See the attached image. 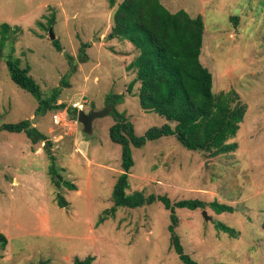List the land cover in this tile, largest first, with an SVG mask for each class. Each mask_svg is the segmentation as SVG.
I'll list each match as a JSON object with an SVG mask.
<instances>
[{
  "label": "rangeland",
  "instance_id": "374dc122",
  "mask_svg": "<svg viewBox=\"0 0 264 264\" xmlns=\"http://www.w3.org/2000/svg\"><path fill=\"white\" fill-rule=\"evenodd\" d=\"M120 1L110 7L108 0H0V25L21 28L14 41L6 40L4 53L29 65L41 98L60 88L57 104L68 108L66 120L54 123V109H40L39 100L11 80L3 56L0 124L34 119L31 125L46 139L0 130V232L8 239L0 264H73L76 256H91V264H185L170 245V211L160 201L120 206L100 220L113 204L122 151L109 138L113 111L95 117L88 134L78 109L114 106L137 135L169 122L141 108L138 82L128 88L135 76L128 64L138 49L127 39L107 38ZM160 1L170 11L202 16L200 61L212 74V92L234 90L246 112L229 139L237 142L234 151L208 156L183 147L175 135L130 145L127 192L232 205L222 213L208 205L175 208L184 252L200 264H264V0ZM50 26L61 50L48 36ZM118 94L121 100L112 99ZM204 209L211 219H204ZM218 221L236 234L219 230Z\"/></svg>",
  "mask_w": 264,
  "mask_h": 264
},
{
  "label": "trees",
  "instance_id": "16d2710c",
  "mask_svg": "<svg viewBox=\"0 0 264 264\" xmlns=\"http://www.w3.org/2000/svg\"><path fill=\"white\" fill-rule=\"evenodd\" d=\"M108 2L110 7H114L115 0ZM111 21L107 38L127 39L138 49V54L128 64V67L135 71L128 88L132 89L138 82L137 96L141 108L157 113L169 122L158 128H150L143 135H137L125 114L117 111L112 105L115 122L109 127V138L121 146L123 171L112 188L113 204L103 210L100 220L113 216L117 207L137 208L158 200L170 211L171 223L168 230L171 247L185 264H200L183 250L180 237L175 231L178 222L175 208L203 209L208 205L214 212L222 213L233 211V206L217 200L208 203L198 198L172 201L166 194L127 192L128 172L133 165L130 145L140 147L147 140L175 135L183 147L205 152L208 156L234 151L237 142L229 139L235 136L244 118L246 105L234 90L221 91L217 95L212 92V74L200 61L204 35V21L200 14L191 16L184 9L170 11L160 0H121L112 13ZM48 23L51 24L52 21L49 20ZM20 31L19 26H11L7 22L0 25V61L3 56H7L5 61L11 80L35 96L39 100L40 109L65 107V103L57 104L60 88L53 90L49 98H41L39 87L29 74V65L22 66L11 52L4 53L6 40L11 38L14 41ZM52 43L58 50L62 49L56 39L52 40ZM62 83L67 84L65 81ZM122 95H115L112 99L119 101ZM73 109L76 108L71 107L69 111ZM0 130L23 131L35 142L36 139H46L28 119L0 124ZM48 143L50 144L49 141ZM50 157L53 158L52 155ZM52 180L57 184L60 181L54 177ZM58 198L60 205L65 204L60 195ZM215 226L230 235L236 234L233 227L221 221L216 222ZM261 228L264 231V216ZM7 242V237L0 232V246L4 248ZM91 261V256H76L73 264H91Z\"/></svg>",
  "mask_w": 264,
  "mask_h": 264
},
{
  "label": "water",
  "instance_id": "95a60500",
  "mask_svg": "<svg viewBox=\"0 0 264 264\" xmlns=\"http://www.w3.org/2000/svg\"><path fill=\"white\" fill-rule=\"evenodd\" d=\"M48 36L51 40L55 39V35L52 31V27L48 28ZM112 111V107H107L105 109L99 111H90L89 113H85L82 109H78L77 112V121L80 122L83 126V132L91 134L92 133V121L95 117L104 116ZM34 119L31 120L33 123ZM202 215L205 220H209L212 217L207 214L206 210H202Z\"/></svg>",
  "mask_w": 264,
  "mask_h": 264
},
{
  "label": "built area",
  "instance_id": "2783aa9c",
  "mask_svg": "<svg viewBox=\"0 0 264 264\" xmlns=\"http://www.w3.org/2000/svg\"><path fill=\"white\" fill-rule=\"evenodd\" d=\"M78 104V103H77ZM77 104H74L76 105V107H78ZM67 110L68 108L67 107H63V108H55L53 111H52V120L54 123H59L61 122L62 120H66V116H67Z\"/></svg>",
  "mask_w": 264,
  "mask_h": 264
},
{
  "label": "crops",
  "instance_id": "0c3cea01",
  "mask_svg": "<svg viewBox=\"0 0 264 264\" xmlns=\"http://www.w3.org/2000/svg\"><path fill=\"white\" fill-rule=\"evenodd\" d=\"M204 65V64H203ZM205 66V65H204Z\"/></svg>",
  "mask_w": 264,
  "mask_h": 264
}]
</instances>
